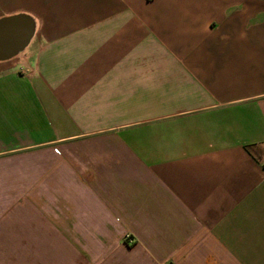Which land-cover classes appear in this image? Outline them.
<instances>
[{"label": "crops", "instance_id": "1", "mask_svg": "<svg viewBox=\"0 0 264 264\" xmlns=\"http://www.w3.org/2000/svg\"><path fill=\"white\" fill-rule=\"evenodd\" d=\"M0 264H264V0H0Z\"/></svg>", "mask_w": 264, "mask_h": 264}, {"label": "water", "instance_id": "2", "mask_svg": "<svg viewBox=\"0 0 264 264\" xmlns=\"http://www.w3.org/2000/svg\"><path fill=\"white\" fill-rule=\"evenodd\" d=\"M35 32L34 19L26 13L0 17V60L22 51Z\"/></svg>", "mask_w": 264, "mask_h": 264}, {"label": "built area", "instance_id": "3", "mask_svg": "<svg viewBox=\"0 0 264 264\" xmlns=\"http://www.w3.org/2000/svg\"><path fill=\"white\" fill-rule=\"evenodd\" d=\"M168 264H172V263H168Z\"/></svg>", "mask_w": 264, "mask_h": 264}]
</instances>
